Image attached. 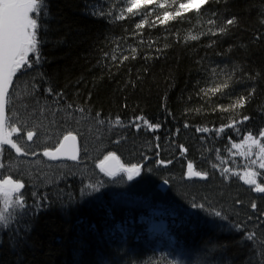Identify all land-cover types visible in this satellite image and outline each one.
<instances>
[{"label": "trees", "instance_id": "trees-1", "mask_svg": "<svg viewBox=\"0 0 264 264\" xmlns=\"http://www.w3.org/2000/svg\"><path fill=\"white\" fill-rule=\"evenodd\" d=\"M185 3L46 0L32 15L39 62L12 77L4 128L26 154L0 145L24 208L0 227V264H264V193L223 171L232 145L264 140V0ZM48 111L64 122L45 131ZM68 133L78 161L48 162ZM109 153L138 178L104 177Z\"/></svg>", "mask_w": 264, "mask_h": 264}, {"label": "snow or ice", "instance_id": "snow-or-ice-1", "mask_svg": "<svg viewBox=\"0 0 264 264\" xmlns=\"http://www.w3.org/2000/svg\"><path fill=\"white\" fill-rule=\"evenodd\" d=\"M133 6H136V0H133ZM195 6L196 0H188V3L181 4L180 8L187 10ZM43 7H46V0L43 6L38 5L37 0H0V115H2L4 110L5 97L9 96V86L13 83L12 77L16 75L18 71L31 67L33 63L39 62L38 56H34L31 61L28 59L29 53L36 52V36L34 30L37 29V19L32 18L30 14L37 13L38 9L42 11ZM128 11L131 12L132 8H129ZM179 14L180 13L178 12L177 15ZM167 19L168 17L165 16V20ZM228 23L231 24L233 21L229 20ZM221 31H223V29H221ZM49 92H51V90H49ZM240 103L242 105L243 100H241ZM244 119L246 120L248 117H245ZM118 122L119 121H117V123ZM138 127L139 126L137 125V128ZM149 127L153 126L149 125ZM198 131H201V129H198ZM203 131H207V129H203ZM12 132L19 134L20 129L12 128ZM34 134L33 131H28L26 133L27 139L31 141ZM10 135V133H7L0 136V143L3 145H9L10 149H15L17 154H26L22 152V149L17 143H14L9 138ZM261 135H264V132H262ZM76 139L77 137L75 135L68 133L63 136V140L59 143V146L55 148V151H49L46 149L44 150L43 155L51 159H56L58 153H68L70 151L68 158L76 160ZM248 139L251 140L252 137L249 136ZM69 141L73 142L70 150L67 145V142ZM116 142L119 143V141ZM260 151L264 154V147H262ZM110 160L117 161L118 158L114 153H109L99 165L100 170L105 172L108 176H115L117 175V171H122L127 173L128 180H132L134 175L140 174V167L137 165H131L130 167H124L121 165L119 166V169L107 167V162ZM160 163L165 164L170 163V161H160ZM260 168L264 169V163L260 164ZM187 169L189 176H197L202 179H207L208 177L207 173L194 172L192 163H188ZM223 171L228 172V169H224ZM248 175H256V173H248ZM2 183L5 186H11V190L14 191H18L24 187V184L14 182L11 179H5ZM165 183H167V181H165ZM246 183L255 185L254 191L264 193V186H261V184L257 183L255 180L249 179ZM4 195L7 207L10 192L6 191ZM15 205L20 209L24 208L22 194L20 197H17ZM193 207H203V205L193 204ZM251 207L255 209L256 204L253 203ZM215 215L219 217L221 216V213L216 212ZM12 221L13 216L11 213L0 212V227H11Z\"/></svg>", "mask_w": 264, "mask_h": 264}, {"label": "rangeland", "instance_id": "rangeland-1", "mask_svg": "<svg viewBox=\"0 0 264 264\" xmlns=\"http://www.w3.org/2000/svg\"><path fill=\"white\" fill-rule=\"evenodd\" d=\"M150 1H153V0H136V6L150 2ZM202 1L203 0H196V6L193 8H196ZM132 3H133V0H132ZM37 4H38V1H37ZM32 15L34 16V14H30L31 17H32ZM32 18H34V17H32ZM31 54L32 53H29V56ZM46 114L48 115V118H51V119L46 118L47 121H45V124H44L45 131L49 130L48 124L50 126H52V125H58V124L64 122V118L61 115V113H55V116H51V114H52L51 111L50 112L48 111ZM38 115L40 116V119H42L43 121L45 120V118L42 117V115H43L42 112H40ZM49 116H51V117H49ZM37 120L40 124V126L38 127L39 130L42 131L43 134H45L44 130L42 129L43 127L41 126V121L38 118H37ZM40 138L41 139L39 141H42V138H44V135L41 136ZM262 147H264L263 138H261V139L252 138L251 140H249L248 137H246L239 144H235V146L232 145L229 149V154L232 157V159L234 160L233 161L234 162V169L231 171L228 170V172H226V175L227 176L237 175L242 180H244L245 182L249 179L255 180L257 174L256 175H248V173H257L258 170L262 169V168H260V164L264 163V154H262L260 151V149ZM193 171L197 172L194 167H193ZM185 172H186V178L187 179H190V180L202 179L201 177H197V176H189L187 167L185 168ZM137 178L138 177H136V179ZM1 181H4V180L2 179ZM21 194H22V192L11 193L9 195V203L6 207L5 195L0 192V212L8 213V211L10 209L16 207L15 201H16L17 197L21 196Z\"/></svg>", "mask_w": 264, "mask_h": 264}, {"label": "water", "instance_id": "water-1", "mask_svg": "<svg viewBox=\"0 0 264 264\" xmlns=\"http://www.w3.org/2000/svg\"><path fill=\"white\" fill-rule=\"evenodd\" d=\"M10 88H11V85L9 86V93H10ZM7 99H8V96L5 97V101H4V110H3L2 115H0V136H3V134H4V128H5V123H6V106H7ZM62 140H63V138H62ZM62 140H61V141H62ZM61 141H60V142H61ZM72 143H73V142H71V141L67 142V145H68V147H69V150L71 149V145H72ZM1 144H2V143H0V145H1ZM58 146H59V145H58ZM58 146H57V147H58ZM75 149H76V154H77V159H76V160H72V159H69V158H68V155L70 154V151H69L68 153H65V152L58 153L56 159H51V158L46 157V156H44V155H43V156L45 157V159H46L48 162L53 163V164H57V163H75V162H77V160H78V158H79V145H78V141H77V139H76V141H75ZM52 151H55V149L52 150ZM102 161H103V160H102ZM102 161H101V162H102ZM101 162H100V164H101ZM100 164H99V165H100ZM121 165H122V164L120 163L119 160H117V161H111V160H110V161L107 162V167H111V168H113V169H119V166H121ZM122 166H123V165H122ZM124 167H125V166H124ZM98 168H99L100 173H101L102 175H104V176H105L107 179H109V180H114V179L117 178L119 175L124 174L126 180H127L128 182H132V181H134V180L136 179V177L139 176V175H134L132 180H128V178H127V173H124V172H122V171H117V175H115V176H108V175L105 174V172H102V171L100 170V166H99ZM2 182H3V181H0V192L3 193V194H5L6 191L10 192V194H11V193H18V192H21V190H22V189H19L18 191L11 190V186H5V185H3ZM166 187H167V185H166V183H164V182L160 185V188H161L162 191H165V190H166Z\"/></svg>", "mask_w": 264, "mask_h": 264}, {"label": "bare ground", "instance_id": "bare-ground-1", "mask_svg": "<svg viewBox=\"0 0 264 264\" xmlns=\"http://www.w3.org/2000/svg\"><path fill=\"white\" fill-rule=\"evenodd\" d=\"M79 156H80V152H79ZM79 159V158H78ZM104 160V159H103ZM78 161V160H77ZM76 163V162H75ZM100 164V163H99ZM98 167H99V165H98ZM98 170H99V168H98ZM100 172V171H99ZM104 176V175H103ZM105 177V176H104Z\"/></svg>", "mask_w": 264, "mask_h": 264}]
</instances>
